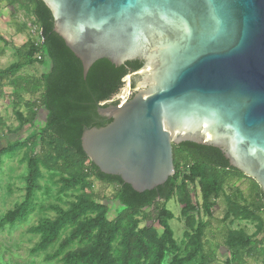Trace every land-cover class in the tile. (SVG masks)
Returning <instances> with one entry per match:
<instances>
[{
  "label": "water",
  "instance_id": "95a60500",
  "mask_svg": "<svg viewBox=\"0 0 264 264\" xmlns=\"http://www.w3.org/2000/svg\"><path fill=\"white\" fill-rule=\"evenodd\" d=\"M41 1L83 78L99 59L142 62L126 100L99 107L110 121L81 134L102 173L152 190L188 141L218 148L264 194V0Z\"/></svg>",
  "mask_w": 264,
  "mask_h": 264
},
{
  "label": "trees",
  "instance_id": "16d2710c",
  "mask_svg": "<svg viewBox=\"0 0 264 264\" xmlns=\"http://www.w3.org/2000/svg\"><path fill=\"white\" fill-rule=\"evenodd\" d=\"M3 1L38 26L42 42L29 35L24 44L15 48L17 60L0 69V97L6 79L15 99L21 98L22 93L29 96L30 100L24 102L25 114L15 110L17 128L34 125L37 108H44L47 114L37 132L23 141L8 142L0 149V156L21 147L28 146L30 150L24 198L2 216L0 228L29 215L39 167L43 166L61 174L62 188L80 185L82 193L68 207L58 208L53 219H45L31 228L39 235L33 253L58 242L53 257L63 253L61 264H163L167 254L170 255L167 264H193L197 260L198 264H207L211 250H206L202 241L207 221L200 216L211 217L215 199L224 193V185L230 179L246 176L231 167L218 148L188 141L172 144L174 174L152 190L136 192L120 177L102 173L83 152L81 134L85 128L101 127L110 121L99 115V107L111 100L122 87L123 78L138 70L142 62L132 60L115 66L107 59H99L83 78L80 60L54 32L51 13L41 0ZM45 59L50 62L46 72L39 76L19 74L27 66L43 64ZM17 106L16 102L14 108ZM38 145L39 153H33ZM90 178L114 186L113 198L118 206L112 219L107 217L109 206L90 194ZM189 183L198 187L200 202L192 200ZM251 183L249 201L238 189L225 198L223 219L251 221L255 228L251 234L241 228L226 231L228 264H248L247 260L258 258L264 262V194L253 179ZM172 197L180 205L185 226L183 255L169 225L173 214L166 208V202ZM148 207H152V212L142 214ZM152 217L160 232L153 226H140L142 219ZM64 230L68 233L60 239ZM76 242L78 246L69 249Z\"/></svg>",
  "mask_w": 264,
  "mask_h": 264
},
{
  "label": "rangeland",
  "instance_id": "374dc122",
  "mask_svg": "<svg viewBox=\"0 0 264 264\" xmlns=\"http://www.w3.org/2000/svg\"><path fill=\"white\" fill-rule=\"evenodd\" d=\"M4 2V1H3ZM5 7V8H4ZM4 12L0 17V34L4 36V40L0 41V69L7 67L10 63L17 60L15 48L21 46L25 41V37L12 36V20L24 23L28 31V23L32 20L27 18L22 11H15L12 7L3 4ZM2 17L7 18L4 21ZM10 18V19H9ZM6 23V24H5ZM50 62L45 59L41 65L34 64L25 67L19 72L22 76H39L41 73L49 69ZM129 74L123 78V85L119 91L112 96L111 100L119 102L126 100L128 95ZM2 95L0 97V149L7 146V143L15 140L23 141L32 133L43 126L46 117L44 108H37L34 125H23L18 127V121L15 116V110H19L25 114L26 109L24 102L30 100L26 94H21V98L15 99L13 91L10 87L9 80H4L2 84ZM38 95V94H37ZM18 103L17 108L14 104ZM39 145L33 150V153H39ZM30 155L29 147H21L11 152H5L0 156V219L8 211L18 205L25 195V179L27 175V159ZM61 174L55 170L46 167H39V177L37 179V187L34 191L32 210L29 215L22 221H18L13 225L5 224L0 228V264H61L62 254L53 257L58 242L52 244L44 251L33 253L31 250L39 241V235L31 230L32 227L45 219H53L57 214L58 208H66L70 202L82 193L80 185L74 187L62 188L59 178ZM91 189L90 194L99 202L107 204L110 208L107 217L112 219L115 215V208L118 203L113 198L114 186L107 185L90 178ZM251 179L247 177H233L224 185V193L215 199L210 218L201 215V220L207 221L204 229L202 241L206 250H211L210 260L207 264H228L229 254L225 245V234L228 229H243L248 234L254 232V223L247 220H224L226 212L227 195L238 189L242 192V196L249 201L251 194ZM193 201L200 202L198 187L195 184L188 185ZM241 203V201H239ZM166 208L173 214V218L169 220V225L173 231V238L180 248L183 255L186 240L183 238L185 226L183 218L180 215V205L175 197L166 202ZM152 207L144 208L141 213H151ZM153 216V215H152ZM153 226L159 232L161 228L155 219H142L140 226ZM68 230L61 233L60 239L65 237ZM261 237L260 235H258ZM78 246L74 243L69 247L73 249ZM170 255H166L163 264H167ZM194 262L193 264H198ZM248 264H264L262 259H249Z\"/></svg>",
  "mask_w": 264,
  "mask_h": 264
},
{
  "label": "crops",
  "instance_id": "0c3cea01",
  "mask_svg": "<svg viewBox=\"0 0 264 264\" xmlns=\"http://www.w3.org/2000/svg\"><path fill=\"white\" fill-rule=\"evenodd\" d=\"M3 4H6L5 2H3V0H0V17H1V15L3 14V12L5 11L4 10V8H2V6H3ZM7 7H10L9 5H6ZM14 10V9H13ZM16 11V10H15ZM2 19L4 20V21H7L8 19L7 18H5V17H2ZM10 19V18H9ZM6 24V23H5ZM11 30H12V36H13V38L14 37H21V36H24L25 37V41L22 43V44H24L26 41H27V39L29 38V34H28V31H27V29L25 28V27H23V25H22V23H20V22H17L16 20H12V26H11V28H10ZM0 37H2L3 39H4V36H2L1 34H0ZM21 44V45H22ZM17 47H19V46H17Z\"/></svg>",
  "mask_w": 264,
  "mask_h": 264
},
{
  "label": "built area",
  "instance_id": "2783aa9c",
  "mask_svg": "<svg viewBox=\"0 0 264 264\" xmlns=\"http://www.w3.org/2000/svg\"><path fill=\"white\" fill-rule=\"evenodd\" d=\"M27 26H28L29 35L34 37V38H36L38 42H42L41 41L42 40V36L39 33L40 29L38 28V26L36 24H34L32 21L30 23H28ZM37 58L39 59L40 57L37 56ZM121 102H119V103H121Z\"/></svg>",
  "mask_w": 264,
  "mask_h": 264
}]
</instances>
